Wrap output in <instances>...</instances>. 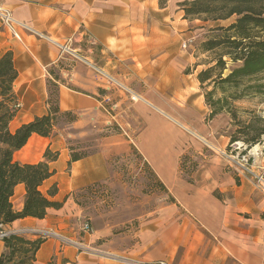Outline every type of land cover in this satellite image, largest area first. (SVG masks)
I'll use <instances>...</instances> for the list:
<instances>
[{"label":"crops","instance_id":"1","mask_svg":"<svg viewBox=\"0 0 264 264\" xmlns=\"http://www.w3.org/2000/svg\"><path fill=\"white\" fill-rule=\"evenodd\" d=\"M183 1L167 0L160 5V0H0V14L10 13L11 28L17 36L0 17V55L10 51L18 73L13 91L19 108L10 130L47 114L48 68L58 61L76 60L71 71H65L66 84L86 82L81 79V71L85 70L90 82L95 64L79 50L82 45L98 44L120 62H129L134 77L144 85L136 94L138 100L131 96L143 125L135 138L136 147L172 199L153 211L151 217H142L135 229L118 233L107 225L83 233L81 210L70 197L60 209H49L43 219L27 217L2 227L8 233L53 230L90 250L79 252L66 246L60 252L54 239H45L35 264H125L124 258L167 264H264V188L249 176L235 184L233 176L241 173H227L213 166L211 163H218L214 154L209 160L211 165L200 168L190 181L178 167L184 146L178 127L183 126L174 118L177 105L171 103L186 104L194 113L202 107V98L187 82L197 70L184 72L193 60L181 49L182 37L189 35L191 23L177 7ZM99 70L108 73L105 68ZM58 93L60 110L77 115L70 129L109 123L101 120L104 100L98 99L95 91L87 95L60 84ZM215 122L203 124V130L188 125L197 133L199 130L204 142L219 151L225 141L221 137L219 142L216 137ZM65 131L57 128L49 137L32 134L14 153V160L22 164L42 161L48 149L59 153L50 163L54 175L40 187L45 194L56 184L58 192L52 199L58 202L71 192L111 176L110 151L105 149L69 164L67 142L74 134ZM250 174H264V167ZM228 192L230 197H216ZM24 197V186L18 184L11 199L14 210L22 209ZM3 250L0 240V254Z\"/></svg>","mask_w":264,"mask_h":264},{"label":"rangeland","instance_id":"2","mask_svg":"<svg viewBox=\"0 0 264 264\" xmlns=\"http://www.w3.org/2000/svg\"><path fill=\"white\" fill-rule=\"evenodd\" d=\"M166 1L160 0V5H164ZM177 7L180 9L179 3H177ZM235 18L233 16L225 21H202L201 19L187 18L191 22L188 25L189 35L182 37L181 49L190 54L193 61L186 66L184 72L192 73L191 71L197 70L196 76L187 79V82L191 90L196 91L195 95L202 98V107H198L199 109H196L194 113L186 104L180 106L171 103L174 106L177 105L174 113L175 120L184 127H178L184 139L178 167L182 176L188 181L191 180L192 175L194 178L200 168L212 164L224 168L227 173L239 171L241 175L233 176L237 185L241 183L242 178L249 176L253 183L264 188V174L258 176L250 174L251 170H259L264 167V134L260 143L256 144L255 150L254 146L246 150L247 146L242 142L229 145V136L238 128L236 121L232 120L226 112L209 118L204 92L211 90L213 86L205 84L204 87H201L197 80V74L200 71L215 65L219 55L226 52L222 47L204 51L203 43L224 37V31L218 28H226L234 22ZM257 32L264 38V31ZM79 54L89 56L96 65H92L94 69H91L90 72V82H87L89 78L86 76L88 73L85 70L81 71V79H86V82H81L79 85L66 84L65 74L67 71H71L76 61L72 58L58 61L52 71L65 85L78 88L86 94L95 91L98 99L104 100L101 120L109 121V123H98L95 127L70 129V125L65 123L66 119L64 118L60 120L58 128H65V132L74 134L71 139H68L67 144L78 154H92L104 149L110 151L108 161L111 176L105 181L92 184L88 190L76 191L74 198L71 199L74 203L78 202L75 204L81 210V225L87 222L90 232L95 227H104L105 225L113 227L116 233L127 231L130 228L135 229L142 221V217H151L153 211L159 209L165 202L172 200L158 183L160 181L136 147L135 138L142 131L143 125L132 106L134 101L131 96L132 98L137 96L136 94L140 93L139 91L143 89L144 85L134 77L129 62H120L116 56L98 44L87 45V47L82 45ZM223 60L226 64L222 76H225L238 63L232 62L227 55L223 56ZM99 68H105L108 73L99 70ZM94 83L100 87L96 88ZM256 83L264 84V71L249 80V84ZM226 92L227 95H231L236 91L229 89ZM221 96L222 93L215 90L214 98ZM178 101L182 100L179 98ZM230 106L235 110L237 120L241 122L248 121L252 116L264 119L263 94L251 92L241 99L230 101ZM206 109L207 111H205ZM214 121H216L215 127L218 133L216 137L219 142L221 137H224L225 141L219 151L206 144L199 134L200 131L198 130L197 133L192 127L199 126L200 128L203 124L210 125ZM213 154L217 156L218 163L216 161L210 164V158L215 157L212 156ZM214 194L217 195V193ZM230 196L231 194L228 192L216 197L224 199ZM263 212L261 213L262 217ZM251 213L253 212L251 211ZM245 215L249 214L245 213Z\"/></svg>","mask_w":264,"mask_h":264},{"label":"trees","instance_id":"3","mask_svg":"<svg viewBox=\"0 0 264 264\" xmlns=\"http://www.w3.org/2000/svg\"><path fill=\"white\" fill-rule=\"evenodd\" d=\"M179 7L185 19L225 21L236 17L226 28H218L224 31V37L203 43L204 51L222 47L226 52L219 55L215 65L200 71L197 80L201 87L205 84L213 86L211 90L204 92L209 118L226 112L236 121L238 128L229 136V145L242 142L247 146L246 150L256 146L264 134V119L252 116L246 122L237 120L230 101L241 99L251 92L264 95V84H249L250 79L264 71V38L257 32L264 31V0H192L179 3ZM225 55L238 64L222 76L226 64L223 60ZM54 65L48 68L47 114L35 117L11 131L9 124L19 108L13 91L18 73L14 68L12 53L8 51L0 55V231L2 227L19 219L27 217L43 219L49 209H60L69 197L74 198L76 191L89 188L86 186L71 192L62 202L55 201L52 198L58 192L56 184L50 186L45 194L41 192L40 187L54 175L55 171L50 168V163L57 160L58 152L46 150L43 160L36 164H22L14 160V153L26 144L32 134L49 137L59 127L61 119L65 118L67 125L73 124L77 119L75 113L62 112L59 108L58 89L59 85L64 83L52 71ZM67 87L86 94L78 88L69 85ZM229 89L236 92L227 95L226 91ZM215 90H219L222 96L214 98ZM68 148L69 164L90 155L78 154ZM158 183L162 186L160 182ZM18 184H22L25 189L24 204L20 211L14 210L11 202ZM44 241L45 239L40 237L29 239L25 235L9 233L2 239L4 250L0 254V264H35L36 253Z\"/></svg>","mask_w":264,"mask_h":264},{"label":"built area","instance_id":"4","mask_svg":"<svg viewBox=\"0 0 264 264\" xmlns=\"http://www.w3.org/2000/svg\"><path fill=\"white\" fill-rule=\"evenodd\" d=\"M0 17H1V21L3 22V24L8 26V28H10V30L12 31L13 36H15L17 38L16 34L14 33L13 29L11 28L12 23H13V19H12L10 13L8 11H3L0 14ZM18 107H19V105H18ZM81 231L83 233H89L90 232V226L87 222H84L81 225ZM8 234H9L8 232L1 230L0 231V240H2ZM18 234H21V235L33 234L36 237H40L42 239H54L59 245V251L60 252L66 246H72V247L76 248L79 252H89V248L83 246L81 242L72 241V240L64 237L63 235L58 234L57 232H55L53 230H43V231H34V230H26L25 231L24 230ZM123 260H124L125 264H167L165 261H155V262L145 263V262L125 259V258Z\"/></svg>","mask_w":264,"mask_h":264},{"label":"bare ground","instance_id":"5","mask_svg":"<svg viewBox=\"0 0 264 264\" xmlns=\"http://www.w3.org/2000/svg\"><path fill=\"white\" fill-rule=\"evenodd\" d=\"M133 99H134V100H138L139 97H138V96H134ZM253 149L255 150V149H256V146H254Z\"/></svg>","mask_w":264,"mask_h":264}]
</instances>
